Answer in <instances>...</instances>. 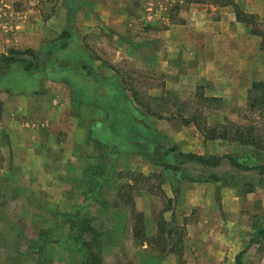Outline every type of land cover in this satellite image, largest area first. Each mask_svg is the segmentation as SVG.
Segmentation results:
<instances>
[{"label": "crops", "instance_id": "1", "mask_svg": "<svg viewBox=\"0 0 264 264\" xmlns=\"http://www.w3.org/2000/svg\"><path fill=\"white\" fill-rule=\"evenodd\" d=\"M17 1L0 0V55L24 52L21 61L0 72V148L7 146L8 174L36 187L30 191L56 194L62 200L73 196V188L79 191L76 179L87 169L83 165L95 159L92 150L96 145L109 148L115 159L125 162L149 160L155 164L161 152L162 158L185 160L189 159L181 152L223 156L186 151L188 138L169 130L172 121L151 122L122 71L114 66L117 60L107 62L92 52L105 33L107 38L110 33L117 35L114 48L119 62L132 60L160 82L152 88L154 96L193 97L198 90L217 89L216 97H249L254 82H264L262 37L238 19L234 6L264 17L259 10H264V0H231L234 4L228 5L221 0H56L51 13L29 5L18 9ZM40 57L43 60L38 62ZM30 61L38 69L30 68ZM49 70L71 72L76 77L85 73L102 90L114 84L136 125L129 133L124 129L125 149L93 133L95 126L103 131L113 121L110 110L80 97L71 77L51 75ZM10 72L36 73L41 86L16 90L3 78ZM184 120L182 126L174 121L181 132L199 129L194 118ZM164 138L170 141L163 142ZM165 143L171 146L158 147ZM224 159L214 168L221 167ZM259 164L264 160L247 164V170L263 177L264 172L256 167ZM190 181L174 189L171 184L173 194L167 193L174 204L168 208L171 214L166 220L185 225L188 237L200 244L194 254L198 264H237L239 254L241 264H264V235H256L264 220H254L264 216V185L255 184L245 199L235 187L226 186L220 189V204L214 201L215 192H210L209 202L197 204L193 196L200 182ZM140 191L141 197L153 196L150 190ZM73 203L75 208L77 200ZM196 204L203 212L199 220L190 222Z\"/></svg>", "mask_w": 264, "mask_h": 264}, {"label": "rangeland", "instance_id": "2", "mask_svg": "<svg viewBox=\"0 0 264 264\" xmlns=\"http://www.w3.org/2000/svg\"><path fill=\"white\" fill-rule=\"evenodd\" d=\"M56 3V0L16 2L18 9L29 5L47 13L54 10ZM259 10L264 13L263 8ZM255 15L257 18L254 20L262 26L264 17ZM108 36L110 38H107L105 33L103 40L101 38L99 43L94 45L92 52L107 62L117 60L114 66L122 71L125 83L137 102L143 106L144 112L149 113L147 116L153 124H157L158 120L167 124L172 121V125H167L169 130L188 138L189 143L184 146H190V149L185 147L186 151L206 152V155H230L246 167H233L230 160L225 158L221 167L211 168L181 157L162 158L160 154L163 152L158 153L160 159L158 158L155 164L149 160L125 162L115 159L109 148L96 145L92 150L95 159L85 162L83 166H87V169L84 170V175L76 179L79 191L76 192V188H73V196L62 200L56 194L30 191L36 187L26 185L24 178L10 176L7 172L5 146L6 149L0 148V167H3L0 168V264H85L84 253L79 252L74 241L78 238L89 239L92 234L72 228L76 220H90L101 234L103 264H198V258L194 254L198 253L200 244L194 243L192 237H188L187 229L182 240L183 246L180 249L173 246L181 230L176 229L169 234L170 230L175 228L172 221L166 220L171 214L168 208L174 204L173 197L170 201L167 193L173 194L171 184H174V189L184 181L200 182L197 193L193 196V202L197 204L209 202L210 192H215L214 201L220 204V189L226 186L235 187L238 194L245 199L255 184L264 185V176L258 177L247 170V164L264 160V151L254 145L243 144L240 140V134L248 128V135L264 142V103L259 99V91L254 92L252 100L243 96L216 97L213 94L217 89L198 90L193 97L172 98L163 93L154 96L152 88L160 82L154 81L150 70L140 69L132 60L119 62L114 48L117 35L110 33ZM62 51H66L65 48H62ZM73 53L74 51L71 52L72 55ZM22 55L23 53H19L20 57ZM26 55L28 56V53ZM43 59L40 57L37 61ZM49 73L71 77L80 97L98 101L106 106L113 121L106 124L107 128L103 131L95 126L93 133L111 140L119 149H125L127 142L124 129L129 133L128 130L133 131L136 125L130 111L125 107L122 93L114 84H107L105 90H102L98 84L91 83L85 73L80 77L67 71L49 70ZM3 78L14 85L9 86L16 90L41 86L40 76L36 73L27 75L22 72H10ZM212 107H216L217 112H210ZM183 118L184 122L194 118L197 124L206 128L218 125V133L228 128L230 134L224 138L210 139L198 128L181 132L176 123L182 126ZM237 127H240L238 131ZM249 127H253L252 133ZM197 134L199 136H196ZM63 138L61 135V139ZM168 140L170 141L164 138L163 142ZM167 146L171 145L165 143L158 147ZM136 166L137 168H134ZM206 184L210 187L206 188ZM23 186L25 192L21 191ZM141 188L150 190L153 196L141 197ZM72 200H77L75 208ZM197 204L189 217L190 222L199 220L203 212L202 206ZM263 219L264 216H259L254 220ZM164 221L165 240L159 242L158 225L162 227ZM50 240L57 241L51 242L53 244L50 245ZM181 256L182 261L179 259Z\"/></svg>", "mask_w": 264, "mask_h": 264}, {"label": "trees", "instance_id": "3", "mask_svg": "<svg viewBox=\"0 0 264 264\" xmlns=\"http://www.w3.org/2000/svg\"><path fill=\"white\" fill-rule=\"evenodd\" d=\"M221 2L224 5H228V4H232V3L234 4V2H232L231 0H221ZM234 6L236 8V15H237L238 19L240 21H243L244 23H246L248 26H250L251 30L254 34H258L262 37V48L264 49V19H262V23H263L262 26H259L258 22L254 20L257 18V15L246 13L243 10H241L237 5H234ZM63 35L68 37L69 34L67 32H64ZM19 53H24V52L23 51L18 52V51L12 50V51H10L9 54L1 55V57H0V72H3L4 70H6L13 62L18 61V60L21 61L22 58L19 56ZM32 55H34V54L32 53ZM28 66L30 68L34 67L35 69H38V66H34L32 61L29 62ZM257 91L260 92L259 99L262 101V103H264V82L263 81L254 82V84L252 85V88L250 89V92H249V99L250 100H252L251 98H252L254 92H257ZM239 128L240 127H237L236 131H238ZM199 129L204 132V136L206 138H210V139L224 138L230 134V132L228 131L229 130L228 128H225L223 132L218 133L217 132L218 131L217 126H212L211 128H206V127L200 125ZM249 130H250V133H252L253 127H249ZM247 133H248V128L246 129V132H244L243 134H240L241 143L254 145V146L260 148L262 151H264V142L257 141L255 138H252ZM236 136H237V134H236ZM180 155L185 157V158H188L189 160L199 162L202 165L209 166L211 168L219 166L221 164L222 159L226 158V157L231 160V163L233 166L238 167V168H245L246 167V166H244V164L238 162L237 160H234L232 158V156H230V155L218 157V156H202V155H198L195 153H182V152L180 153ZM256 167L260 168L262 173L264 172V164H259ZM167 223L170 224V222H167ZM172 223L174 224V222H172ZM165 224L166 223L164 221L162 223V227L158 225V241L159 242L162 241V239H163V241L165 240V237L163 235V226ZM73 227L75 228V230H78L82 233L92 234V237L89 239L78 238V239H76V242L74 241V244L77 245L79 252L81 253L83 251V253H84L85 264H103V251H102V245L103 244L101 242V234H99L97 232V230L93 227V225L91 224V221L90 220H76L75 224L72 225V228ZM260 227L261 228L256 232L257 236L264 235V226L263 227L260 226ZM176 229H180L181 232H180L178 238L176 239V241L173 243V246L175 248L177 247V249H180V247L183 246L182 240H183V237L185 235L186 227H185V225L178 226L175 224V228H172L170 230L169 234L174 232ZM182 258H183L182 256L179 257V259L181 261H182ZM237 264H241V254H239L237 256Z\"/></svg>", "mask_w": 264, "mask_h": 264}]
</instances>
